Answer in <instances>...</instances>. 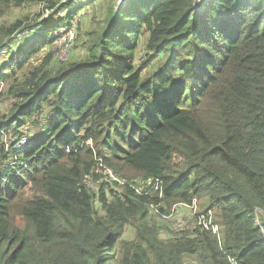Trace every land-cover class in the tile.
<instances>
[{
    "label": "trees",
    "instance_id": "1",
    "mask_svg": "<svg viewBox=\"0 0 264 264\" xmlns=\"http://www.w3.org/2000/svg\"><path fill=\"white\" fill-rule=\"evenodd\" d=\"M79 1L0 0V60L38 34L0 67V264H264V0L106 3L62 62Z\"/></svg>",
    "mask_w": 264,
    "mask_h": 264
},
{
    "label": "rangeland",
    "instance_id": "2",
    "mask_svg": "<svg viewBox=\"0 0 264 264\" xmlns=\"http://www.w3.org/2000/svg\"><path fill=\"white\" fill-rule=\"evenodd\" d=\"M115 1L116 0H100L96 4H94V3L89 4L88 0L79 1L77 3V6L82 5L83 9H82V11H80L78 13L77 16H75L74 19L71 20L69 28L72 31H70V33L67 37L59 40L58 42L55 41L53 46L51 48H49L51 51L55 52L54 56L56 54V56H55L56 58L60 59L62 62H65L71 58L72 49H73L72 58H79V57L83 56V54L85 53V50L81 47H76V44L79 43V41H80V36H79L80 30L82 29V31H81V34H82V33L86 32L87 29L91 28L92 25H94V20L95 19L97 20V17L101 14L102 8L106 7V3L112 4ZM42 12H43V8L40 5L25 6L23 8H20L19 10L15 11L12 15H10L8 18H6L5 21H2V22L13 23L16 20H18L19 18L26 17V16L32 17L31 19H34V17L36 15H39ZM67 15H68V12H63L59 15V18L61 19L60 22L62 23L61 25H63V26L60 27V31L57 34L64 33V28L67 27L66 25H68V24H66L67 22L64 21L67 19ZM41 21L42 20H39V22H41ZM28 37H29V41H27V42H26V40H20V38H19L12 43L9 52H7V54H6L7 56L0 60V67L2 66L3 62L6 63L8 61V59L10 58L9 56H11L13 53H16L17 51H19V49L21 47H25L27 44H29L32 40H34L36 37H38V34H34V33L29 34L27 37H25V39ZM40 55L43 58L46 55V53H41ZM162 59L163 58L155 59L154 68H156L158 66L159 62ZM145 60H146V53L144 51V43L141 42L139 45V51H138L137 56H136V65L140 66V64L143 63ZM51 67L55 68V67H57V65L54 64ZM5 105H6V103L0 107V110L2 112H4V110H5ZM106 178H105V182H106ZM107 180H108V178H107ZM107 184L109 187H116L115 182H109V183L107 182ZM190 212L192 214H194V209L193 208L187 209V208L177 207V211L175 212V214H176L175 218L177 221L174 224H171L169 226V233L170 234H178L179 231L185 230V229H183V226H185L188 223V221H190V218H191ZM261 216L262 215H260V217ZM262 222H264V220ZM173 237H175V236H173ZM125 238L130 239V240L133 238V232L131 229L127 230Z\"/></svg>",
    "mask_w": 264,
    "mask_h": 264
},
{
    "label": "built area",
    "instance_id": "3",
    "mask_svg": "<svg viewBox=\"0 0 264 264\" xmlns=\"http://www.w3.org/2000/svg\"><path fill=\"white\" fill-rule=\"evenodd\" d=\"M123 4V0H118V5H122ZM60 31V29H59ZM70 31H72L69 27H65L64 28V33H60V34H55L56 36V42H58L59 40L67 37L70 33ZM55 43V42H54ZM26 143V140L24 139L22 141V144H25ZM18 147H21V145H18ZM96 173L98 174H102L103 177H104V181H105V178H106V182H115L117 183L118 182V179L115 177L114 173L108 169L107 167L105 166H102V165H99V168L96 170ZM90 180L86 183H89ZM158 182H156V184L154 185V187H156ZM112 188H115L117 189V187H112ZM178 207L180 208H193L194 209V213L196 212L197 210V204H193V206L191 207H187L186 205H179ZM199 226H201L204 230L206 231H211L214 235H218L219 233V228H218V225L215 224L213 221H212V217H211V214L209 213L207 216L206 215H202L200 216L199 218ZM233 261V260H232Z\"/></svg>",
    "mask_w": 264,
    "mask_h": 264
},
{
    "label": "water",
    "instance_id": "4",
    "mask_svg": "<svg viewBox=\"0 0 264 264\" xmlns=\"http://www.w3.org/2000/svg\"><path fill=\"white\" fill-rule=\"evenodd\" d=\"M204 0H199V2H203Z\"/></svg>",
    "mask_w": 264,
    "mask_h": 264
},
{
    "label": "clouds",
    "instance_id": "5",
    "mask_svg": "<svg viewBox=\"0 0 264 264\" xmlns=\"http://www.w3.org/2000/svg\"><path fill=\"white\" fill-rule=\"evenodd\" d=\"M109 169V168H108ZM112 171V170H111ZM113 172V171H112Z\"/></svg>",
    "mask_w": 264,
    "mask_h": 264
}]
</instances>
